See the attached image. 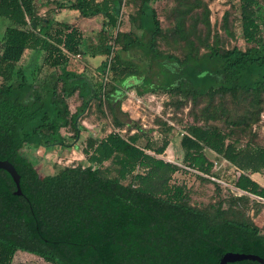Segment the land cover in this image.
<instances>
[{
	"label": "trees",
	"instance_id": "trees-1",
	"mask_svg": "<svg viewBox=\"0 0 264 264\" xmlns=\"http://www.w3.org/2000/svg\"><path fill=\"white\" fill-rule=\"evenodd\" d=\"M155 1L140 0L128 31L119 30L125 0L52 1L84 17L101 15L94 41L75 25L42 16L37 0H0V159L14 164L22 190L16 194L11 174L0 168V264H12L18 250L50 264H220L230 251L264 259V232L245 212L194 205L186 184L173 182L184 172L220 186L211 180L220 178L208 155L214 153L236 168V188L264 198V186L251 177L264 173V143L244 141L235 130L245 133L243 124L254 123L263 111L264 2L239 0L243 35L251 46L206 42L201 51L194 37L201 39L199 24L210 27L208 6L176 0V23L164 29ZM196 9L201 13L194 16ZM169 33L184 43L182 54L160 47ZM30 48L42 52V62L24 70L19 63ZM78 55L101 57L98 78L70 69ZM45 67L51 70L43 74ZM129 89L193 101L231 97L247 105L240 118L227 120L230 130L207 122L218 118L219 107L205 115L206 122L188 123L181 163L158 156L170 143L167 135L161 145L144 141L138 126L128 136L115 130L101 138L91 135L83 149L86 163L55 164L41 173L26 149L77 147L87 130L81 118L93 102L102 111L107 106L115 129L137 126L118 115ZM76 95L81 103L72 111L69 99ZM249 199L242 193L234 201Z\"/></svg>",
	"mask_w": 264,
	"mask_h": 264
},
{
	"label": "rangeland",
	"instance_id": "rangeland-1",
	"mask_svg": "<svg viewBox=\"0 0 264 264\" xmlns=\"http://www.w3.org/2000/svg\"><path fill=\"white\" fill-rule=\"evenodd\" d=\"M53 0H37L39 13L42 16L52 15L57 18L59 14L61 20L77 26L82 34L91 40H97V33L102 28L103 17L101 15L93 17L81 16L77 21V15H73V11L69 8H60L52 2ZM264 2V0H262ZM140 0H125L122 10L121 25L119 30L128 31L132 25L130 22L131 14L137 11ZM208 6L210 13V27L208 29L201 23L198 26V32L201 39L194 37L200 50H204L206 42L210 44H219L222 48H232L235 45L245 49L251 46L243 35L242 24L240 19L241 5L239 0H202ZM176 0H159L152 3L157 10L159 19L164 29L174 27L176 23L174 9L177 6ZM201 13V9H196L194 16ZM77 21V23H76ZM192 21L188 19V24ZM3 26H0V32ZM176 35L169 33L160 38V47L165 51H172L178 54L183 53L184 43L175 40ZM200 41L203 42L200 44ZM101 57L95 58L91 56H76L72 58L70 69L77 72L86 71L89 76L98 78L97 66L100 64ZM38 62H42V52L36 49H27L22 58L20 67L27 70L35 66ZM51 70L44 68L43 74ZM1 82V78H0ZM81 103L78 95L69 99L70 108L75 111ZM246 101L237 102L231 97L216 98L213 102L208 97H202L197 101L190 98H182L169 93H145L138 95L135 89H129L118 115L126 122H135L137 126H125L122 130L115 129L112 126L113 119L106 105L103 106L104 111L97 108L96 103H92L87 112L82 116L81 122L87 130L83 131L81 138L77 141V147H55V148H39L26 149V152L33 156L38 164L42 174L50 173L54 169L55 164L73 165L80 162L86 163V156L83 149L89 136L104 137L111 131H121L123 135L128 136L134 132H138V126L143 128V140H152L161 145L163 138L167 135L170 143L163 154L167 160L181 163L183 160V150L181 148L182 132L188 123L206 122V114H212L217 107L216 119L207 122H213L221 125L226 130H230L231 126L227 120L231 118H240L246 111ZM215 108V109H214ZM250 125L246 126V132L241 133L240 127L235 128L239 137L244 141L253 139L256 142L264 143V106L260 114V118ZM170 129H167V128ZM243 128V127H242ZM63 133L68 134L70 129H62ZM253 134H257L254 137ZM235 136V137H237ZM151 153H154L153 151ZM209 157L216 162L215 170L219 173L220 178H214L220 183V186L214 184L213 181H205L197 178L190 173L178 172L174 175L173 182L186 184L190 195V202L197 206L207 207L216 210L218 207L231 208L245 212L246 216L259 225L264 232V200L258 199L249 194V200L234 201L236 196L243 192L238 190L233 184L236 176V168L226 160L218 158L214 153H208ZM110 163L107 162L106 165ZM260 177H264V173L260 172ZM248 194V193H246ZM230 210V209H229ZM230 214V213H229ZM240 216L241 214L238 213ZM12 264H50L42 257L23 250H18L14 256Z\"/></svg>",
	"mask_w": 264,
	"mask_h": 264
},
{
	"label": "water",
	"instance_id": "water-1",
	"mask_svg": "<svg viewBox=\"0 0 264 264\" xmlns=\"http://www.w3.org/2000/svg\"><path fill=\"white\" fill-rule=\"evenodd\" d=\"M0 168L5 169L6 171H8L12 178L14 179L15 183H16V194H22V190L20 187V174L18 173L16 167L14 166L13 163H11L9 160H3L0 159ZM239 189V188H238ZM241 192L243 193H247L246 191H243L241 189H239ZM255 196V195H252ZM244 259H252V260H258L260 262H264V259L262 257H260L257 254H253V253H240V252H227L223 255V257L221 258L220 264H226L228 262H234V261H239V260H244Z\"/></svg>",
	"mask_w": 264,
	"mask_h": 264
},
{
	"label": "crops",
	"instance_id": "crops-1",
	"mask_svg": "<svg viewBox=\"0 0 264 264\" xmlns=\"http://www.w3.org/2000/svg\"><path fill=\"white\" fill-rule=\"evenodd\" d=\"M71 11H73L72 13H73V15L75 16V15H77V21H80V20H82L81 19V15H80V13H79V11L78 10H75V9H71ZM60 15L58 14L57 15V18H55L56 20H59V21H63V20H61V18L59 17ZM77 21H76V23H77ZM73 26V25H72ZM98 56V55H97ZM97 56H95V57H97ZM80 57V56H79ZM92 58H95L94 56H91ZM260 172H255V173H253V174H251V177L254 179V180H256L257 182H259L261 185H263L264 186V177H260ZM248 193V192H247ZM248 194H250V193H248ZM250 195H252V194H250ZM256 196V195H255Z\"/></svg>",
	"mask_w": 264,
	"mask_h": 264
},
{
	"label": "built area",
	"instance_id": "built-area-1",
	"mask_svg": "<svg viewBox=\"0 0 264 264\" xmlns=\"http://www.w3.org/2000/svg\"><path fill=\"white\" fill-rule=\"evenodd\" d=\"M80 55H78V57H79ZM238 189V188H237ZM239 190V189H238ZM255 197H257L258 199H261V200H264V198H262V197H259V196H255Z\"/></svg>",
	"mask_w": 264,
	"mask_h": 264
}]
</instances>
